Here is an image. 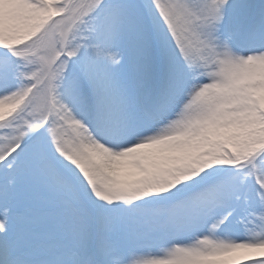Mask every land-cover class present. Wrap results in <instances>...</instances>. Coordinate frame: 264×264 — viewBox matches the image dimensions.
Masks as SVG:
<instances>
[{
  "label": "snow or ice",
  "instance_id": "1",
  "mask_svg": "<svg viewBox=\"0 0 264 264\" xmlns=\"http://www.w3.org/2000/svg\"><path fill=\"white\" fill-rule=\"evenodd\" d=\"M0 264H264V0H0Z\"/></svg>",
  "mask_w": 264,
  "mask_h": 264
}]
</instances>
